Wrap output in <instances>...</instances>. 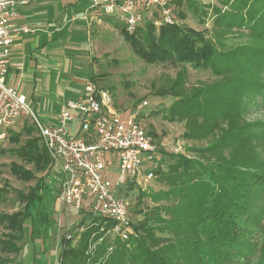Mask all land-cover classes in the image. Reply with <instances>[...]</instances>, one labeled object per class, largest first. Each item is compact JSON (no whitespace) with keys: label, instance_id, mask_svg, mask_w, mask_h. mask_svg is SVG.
<instances>
[{"label":"trees","instance_id":"1","mask_svg":"<svg viewBox=\"0 0 264 264\" xmlns=\"http://www.w3.org/2000/svg\"><path fill=\"white\" fill-rule=\"evenodd\" d=\"M172 3L182 4L169 0ZM221 3L227 10L211 7L213 31L208 39L177 24L172 15L173 24L156 27L149 20L133 34L121 27L125 42L147 63L170 62L213 72L214 82L186 92L182 68L161 93L172 97L166 116L184 122V138L209 142L192 149L191 157L161 154L154 174L167 190L155 193L151 201L168 204L156 206L142 222L132 224L127 240L109 233L114 225L110 220L88 217L72 236L61 238L59 264H264V121L244 120L253 106L264 111V0ZM180 19L185 16L180 14ZM234 34L246 41L227 45ZM30 130L25 126L22 132ZM9 152L43 176L26 194H18L23 203L19 212L0 214L5 231L0 264H9L11 256L22 251L24 264H39L37 254L44 262L48 253L55 166L36 138ZM164 163L166 172L160 170ZM10 170L17 179H34L21 165L11 163ZM20 243H25L23 249Z\"/></svg>","mask_w":264,"mask_h":264},{"label":"rangeland","instance_id":"2","mask_svg":"<svg viewBox=\"0 0 264 264\" xmlns=\"http://www.w3.org/2000/svg\"><path fill=\"white\" fill-rule=\"evenodd\" d=\"M39 0L43 11V17L51 25L56 24L65 18L68 21L71 15L81 14L80 11L88 10L92 6L91 0ZM181 5H170L173 20L183 27L191 28L197 32H202L205 38H210L213 31V14L211 7L215 6L222 10L221 0H181ZM192 7V9H191ZM195 7L196 11L193 9ZM207 12V17H203L202 12ZM180 14L185 16L180 19ZM101 23H92L90 32L84 37L73 35L72 40L67 44H59L60 50L53 55L39 59L38 64L43 67L42 74L48 76V84L40 82L36 88L37 101L39 99L43 110L51 113L52 117L58 116L61 104L69 99H76L73 91L75 79L88 81L96 87L108 90L113 96L115 105L126 112L134 111L135 108L146 102L137 115V119L151 133L161 154H181L184 156H194L191 151L194 148L205 146L209 140H189L184 138L185 125L182 121H169L168 108L173 103L171 96L161 94L176 78L182 68L186 71L185 91L188 92L203 84H210L216 80L213 72L209 69H193L190 65L164 63H147L136 56L128 43L121 36L122 25H111L104 21L106 17H97ZM148 18V17H147ZM145 18V20H147ZM160 17L154 19L158 20ZM108 21V18H106ZM138 28H143V24ZM151 20V22H154ZM146 22V21H145ZM75 22H69L64 28V38L69 39L70 27H74ZM81 27L80 22L76 23ZM159 26L156 22L153 23ZM245 33V31H244ZM225 43L229 46H238L246 41L243 35H230ZM233 36V37H232ZM87 39V40H86ZM76 50L78 55L75 54ZM56 57L58 59H56ZM53 73H50V72ZM83 78V80L81 79ZM81 88V87H80ZM79 89V88H77ZM246 122L264 121L263 109L255 108L244 115ZM32 128L30 132L23 133L24 127ZM15 137L16 141H12ZM30 138L39 139L37 131L32 126L30 119H20L17 124L6 132L3 140L0 141V214L11 215L19 212L23 203L19 201L18 194H26L28 190L36 184L43 173L36 172L32 165L24 164L20 159L9 152L15 149ZM261 158L264 159V147L261 149ZM51 159V158H50ZM171 162L170 159L167 162ZM15 163L23 166L26 170L32 171L34 179L23 181L17 179L10 170V164ZM53 163V162H52ZM55 166V164H54ZM162 172H166V163L160 167ZM53 180L51 185V196L49 197L48 210L52 219L50 237L48 238V253L45 261H41L37 254L39 264H52L56 261L60 251V240L63 236H72L81 220H87L89 212H77L63 207H57L54 201L58 186L57 167H54ZM106 176L114 178L117 175L116 165L106 171ZM160 175H155V179L148 184L131 183L121 192L123 198L128 203L129 218L132 224L142 222L144 216L151 214L153 208L158 205H166V200L154 203L151 196L159 191L167 190V187L159 182ZM89 219V218H88ZM0 226V237L4 233ZM25 243H20L23 249ZM24 252L11 256L12 262L9 264H24L26 257Z\"/></svg>","mask_w":264,"mask_h":264},{"label":"built area","instance_id":"3","mask_svg":"<svg viewBox=\"0 0 264 264\" xmlns=\"http://www.w3.org/2000/svg\"><path fill=\"white\" fill-rule=\"evenodd\" d=\"M39 0H0V141L20 119L28 118L57 167L56 206L89 212L113 222L109 233L125 241L133 234L128 203L121 192L128 184H148L156 177L162 155L137 115L146 106L126 112L115 105L108 90L86 85L83 96L61 104L56 123H45L30 107L24 95L6 85L13 39L33 33L28 25H17V6ZM90 10L99 9L113 17L128 34L145 21L173 24L169 0H91ZM144 21V23H145ZM116 165L113 179L106 171ZM52 264H59L58 257Z\"/></svg>","mask_w":264,"mask_h":264},{"label":"crops","instance_id":"4","mask_svg":"<svg viewBox=\"0 0 264 264\" xmlns=\"http://www.w3.org/2000/svg\"><path fill=\"white\" fill-rule=\"evenodd\" d=\"M47 1V0H43ZM42 1V2H43ZM40 2L32 3L26 6H17V16L14 18V23L17 25H28L34 32L30 34H23L13 39L10 46L9 59L11 62L22 63L21 69L10 68L5 82L6 85L16 89L20 94L24 95L26 101L40 119L45 123H56L57 117H52L51 113L43 110L40 105V101H37L36 88L40 82H46L48 84V76L42 74L43 67L38 64L39 59L53 55L56 51L60 50L59 44L65 43L64 50L67 44L72 40L73 35L84 37L85 34L90 32V26L92 23H101V20L97 17L104 16V21L113 25V20H116L111 16H105L99 9L83 10L78 13L77 17L72 16L68 21H64L62 17L60 22L51 25L45 21L43 17V11ZM69 22H75L74 27H70L68 33L70 38H64L63 31L66 28V24ZM80 22L81 27H77L76 23ZM87 40V39H86ZM70 44V43H69ZM74 51V48L72 49ZM78 55L77 51H74ZM56 59H58L56 57ZM50 73H53L52 71ZM83 80V78H81ZM74 87L72 88L76 99H80L83 96V89L90 83L88 81H79L75 79ZM81 87V88H80ZM79 88V89H77ZM69 99V100H76ZM61 107V106H60ZM60 113V109H59ZM59 115V114H58Z\"/></svg>","mask_w":264,"mask_h":264}]
</instances>
